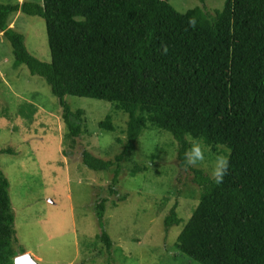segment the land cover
Segmentation results:
<instances>
[{
	"label": "trees",
	"instance_id": "16d2710c",
	"mask_svg": "<svg viewBox=\"0 0 264 264\" xmlns=\"http://www.w3.org/2000/svg\"><path fill=\"white\" fill-rule=\"evenodd\" d=\"M203 1V0H201ZM45 20L50 61L26 48L24 35L9 26L13 15ZM76 13L87 15L75 24ZM197 26H189L190 18ZM0 32L15 62L43 78L59 99L69 135L83 132V110H72L66 96L112 103L127 114L122 148L109 159L83 151L89 169L114 168L112 183L98 188L93 210L97 239L116 264L104 220L109 197L119 201L122 164L131 161L149 129L170 134L178 144V165L185 168L187 135L204 137L210 148L230 149V167L221 185L203 169L186 168L200 198L177 237L181 252L201 264H264V0H225L214 13L200 6L179 12L170 0H40L0 3ZM167 48L165 53L164 49ZM114 131L111 116L98 123ZM226 146V147H225ZM11 153L0 149V153ZM142 168L137 164L132 173ZM0 169V264H14L25 253L15 249L16 229ZM181 218L174 205L164 219L169 229ZM98 249L96 256L102 255Z\"/></svg>",
	"mask_w": 264,
	"mask_h": 264
},
{
	"label": "rangeland",
	"instance_id": "374dc122",
	"mask_svg": "<svg viewBox=\"0 0 264 264\" xmlns=\"http://www.w3.org/2000/svg\"><path fill=\"white\" fill-rule=\"evenodd\" d=\"M25 0H0L14 4ZM40 1V0H29ZM179 12L194 7L214 13L225 0H170ZM9 26L23 33L27 50L50 61L45 20L18 13ZM72 110L82 109L83 132L69 135L62 108L47 82L17 64L10 43L0 32V169L9 182L8 193L16 229L15 249L25 253L14 264H111L97 239L100 233L93 201L112 183L114 168L95 171L82 162L87 150L109 159L118 154L124 139L127 114L112 103L66 96ZM110 115L114 131L98 123ZM159 129H147L130 162L122 164L115 189L123 201L109 197L105 228L113 241L110 253L116 264H201L180 251L177 237L199 201L192 174L178 165V144ZM226 147V146H225ZM223 147H218L217 151ZM217 151L212 150V153ZM142 169L132 173L135 165ZM207 174L208 170L203 167ZM176 205L179 225L166 229L164 219ZM98 249L102 255L96 256ZM29 256V257H28Z\"/></svg>",
	"mask_w": 264,
	"mask_h": 264
},
{
	"label": "clouds",
	"instance_id": "9594fccd",
	"mask_svg": "<svg viewBox=\"0 0 264 264\" xmlns=\"http://www.w3.org/2000/svg\"><path fill=\"white\" fill-rule=\"evenodd\" d=\"M72 21L77 25H86L88 17L82 13H76L71 17ZM189 26L195 28L197 19L190 18ZM165 53L167 48L164 49ZM175 143V141H173ZM187 143L189 147L184 151L183 162L185 168L203 167L209 172V179L212 183L219 186L223 183L224 177L228 174L230 167V149L222 148L216 153H212V149L208 145L206 138L193 137L187 135Z\"/></svg>",
	"mask_w": 264,
	"mask_h": 264
},
{
	"label": "water",
	"instance_id": "95a60500",
	"mask_svg": "<svg viewBox=\"0 0 264 264\" xmlns=\"http://www.w3.org/2000/svg\"><path fill=\"white\" fill-rule=\"evenodd\" d=\"M29 257V256H28ZM31 262H33L34 264H36V262L34 260H31Z\"/></svg>",
	"mask_w": 264,
	"mask_h": 264
}]
</instances>
